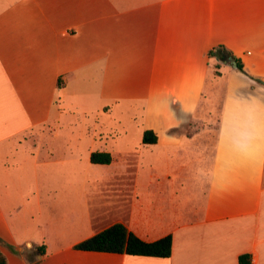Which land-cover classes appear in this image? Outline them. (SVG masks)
I'll list each match as a JSON object with an SVG mask.
<instances>
[{
	"label": "crops",
	"instance_id": "crops-1",
	"mask_svg": "<svg viewBox=\"0 0 264 264\" xmlns=\"http://www.w3.org/2000/svg\"><path fill=\"white\" fill-rule=\"evenodd\" d=\"M114 112L139 125L128 149L63 126ZM258 122L264 0H0V253L6 264H29L38 247V264H264V167L219 179L236 159L229 137ZM73 155L129 178L71 179ZM108 194L112 214L89 217ZM58 210L66 227L50 232ZM114 224L145 242L170 235L171 256L74 249Z\"/></svg>",
	"mask_w": 264,
	"mask_h": 264
},
{
	"label": "rangeland",
	"instance_id": "rangeland-1",
	"mask_svg": "<svg viewBox=\"0 0 264 264\" xmlns=\"http://www.w3.org/2000/svg\"><path fill=\"white\" fill-rule=\"evenodd\" d=\"M131 114H125L122 117L118 116L117 112L113 114H101L100 119H88L86 124H83L80 119H66L63 123V126H68L73 131V134L81 133V126L85 127L88 125L90 128H94L96 132V145H102L105 149L115 148L113 144L121 143L125 149L133 146L137 143V134L139 132V125L133 122ZM82 122V123H81ZM139 121H137L138 123ZM81 124V125H80ZM58 130V129H56ZM65 131H68L66 129ZM118 133L122 134L121 137H118ZM121 139V140H120ZM117 148L113 150L115 152ZM83 152V151H82ZM81 152V153H82ZM74 154V152H73ZM72 155V154H71ZM72 169L70 172L66 173L70 175L71 179H86L87 181H117L122 179H128L127 172H117L116 168L110 167H100L91 165L88 159V156H75L71 157ZM105 191L110 192L111 189H104ZM109 199L104 201H90L87 214L89 217H100L107 218L112 214V210L110 207L112 202L114 201V195L108 194L106 195ZM107 211V212H106ZM86 212V211H85ZM103 213V214H100ZM51 221L49 231L55 230H64L66 227V222L63 219V211L58 210L50 214ZM44 219L47 218V214L44 215ZM105 224V222L103 223ZM47 230V227L45 228ZM28 247V246H27ZM26 260H29L30 263H36V259L34 253L25 252L23 253ZM40 259V256L38 257Z\"/></svg>",
	"mask_w": 264,
	"mask_h": 264
},
{
	"label": "trees",
	"instance_id": "trees-1",
	"mask_svg": "<svg viewBox=\"0 0 264 264\" xmlns=\"http://www.w3.org/2000/svg\"><path fill=\"white\" fill-rule=\"evenodd\" d=\"M217 54L218 51L216 52ZM210 52L209 55H214ZM237 69L242 71V64L236 61ZM156 137L152 131H145L142 137L143 144H154ZM92 164L107 165L111 162V157L107 153H92L90 155ZM74 249L81 251H93L104 253L125 254L129 256H144L155 258H169L172 250V238L167 235L153 242H145L129 232L122 224H114L94 236L82 241L74 246ZM33 254V253H31ZM44 254L43 247H38L34 252L35 259ZM245 255L239 257V264H244ZM29 264H38L30 263ZM0 264H6L4 257L0 253Z\"/></svg>",
	"mask_w": 264,
	"mask_h": 264
},
{
	"label": "clouds",
	"instance_id": "clouds-1",
	"mask_svg": "<svg viewBox=\"0 0 264 264\" xmlns=\"http://www.w3.org/2000/svg\"><path fill=\"white\" fill-rule=\"evenodd\" d=\"M230 150L235 160L226 162L223 174L220 176V187L223 188L229 180V173L238 167H264V126L259 122L252 126L240 125L229 137ZM31 248V245H28Z\"/></svg>",
	"mask_w": 264,
	"mask_h": 264
},
{
	"label": "water",
	"instance_id": "water-1",
	"mask_svg": "<svg viewBox=\"0 0 264 264\" xmlns=\"http://www.w3.org/2000/svg\"><path fill=\"white\" fill-rule=\"evenodd\" d=\"M233 67H236V64H235V62H233Z\"/></svg>",
	"mask_w": 264,
	"mask_h": 264
}]
</instances>
